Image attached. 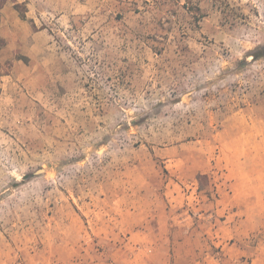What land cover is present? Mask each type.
Segmentation results:
<instances>
[{"label":"rangeland","instance_id":"374dc122","mask_svg":"<svg viewBox=\"0 0 264 264\" xmlns=\"http://www.w3.org/2000/svg\"><path fill=\"white\" fill-rule=\"evenodd\" d=\"M39 5L0 62V264H188L264 214V0Z\"/></svg>","mask_w":264,"mask_h":264},{"label":"crops","instance_id":"0c3cea01","mask_svg":"<svg viewBox=\"0 0 264 264\" xmlns=\"http://www.w3.org/2000/svg\"><path fill=\"white\" fill-rule=\"evenodd\" d=\"M41 1L43 2L44 0H8L2 5L0 8V41L3 39L5 44L2 45L0 42V62L2 61V52L10 44L24 43L25 37L33 36L35 38L38 34L46 39L48 38L50 35L48 29L43 28V30H35L27 20V18L31 19L35 24L36 20L43 18L42 11L39 7ZM15 3L25 4L26 18L20 17L18 11L14 7ZM46 12H49V10L47 9ZM227 219L228 218L223 219L221 226L212 231V234L215 233L212 242L217 247L216 250H206L203 255H200L197 254L198 249L192 247L189 248L191 254L190 258L186 256L183 260L189 261L188 264H231V259L234 260V256L241 254L244 248L240 245L235 247L229 246L228 248L223 244L225 237L230 235L233 228L236 229V233L240 236L249 235L253 230L260 229L261 237L258 241L259 246L253 252L250 260L238 261L235 259L237 261H234L232 264H264V214H259L258 217L255 218V223L252 226L242 227L241 229L237 226L240 224V220H242L241 217L237 218L233 224H228ZM209 231H211V229L208 230V234ZM214 251L216 252L214 253ZM216 254H221L222 256L216 257Z\"/></svg>","mask_w":264,"mask_h":264},{"label":"trees","instance_id":"16d2710c","mask_svg":"<svg viewBox=\"0 0 264 264\" xmlns=\"http://www.w3.org/2000/svg\"><path fill=\"white\" fill-rule=\"evenodd\" d=\"M8 0H0V8L2 7V5L4 3H6ZM22 6V4L20 3H15L14 7L16 8V10L19 12L20 17L24 18V11H21L19 8Z\"/></svg>","mask_w":264,"mask_h":264}]
</instances>
